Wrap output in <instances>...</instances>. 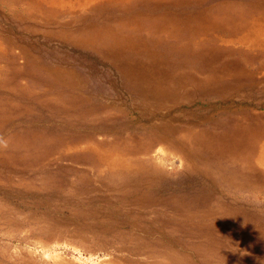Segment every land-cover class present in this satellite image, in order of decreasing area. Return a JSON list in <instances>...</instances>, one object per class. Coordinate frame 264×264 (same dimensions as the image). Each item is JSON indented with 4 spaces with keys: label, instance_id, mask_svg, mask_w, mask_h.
<instances>
[{
    "label": "rangeland",
    "instance_id": "rangeland-1",
    "mask_svg": "<svg viewBox=\"0 0 264 264\" xmlns=\"http://www.w3.org/2000/svg\"><path fill=\"white\" fill-rule=\"evenodd\" d=\"M0 264H264V0H0Z\"/></svg>",
    "mask_w": 264,
    "mask_h": 264
},
{
    "label": "clouds",
    "instance_id": "clouds-1",
    "mask_svg": "<svg viewBox=\"0 0 264 264\" xmlns=\"http://www.w3.org/2000/svg\"><path fill=\"white\" fill-rule=\"evenodd\" d=\"M9 147V142L3 136H0V150H6Z\"/></svg>",
    "mask_w": 264,
    "mask_h": 264
}]
</instances>
